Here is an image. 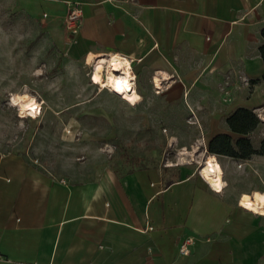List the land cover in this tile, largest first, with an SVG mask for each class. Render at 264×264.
<instances>
[{
	"label": "crops",
	"instance_id": "0c3cea01",
	"mask_svg": "<svg viewBox=\"0 0 264 264\" xmlns=\"http://www.w3.org/2000/svg\"><path fill=\"white\" fill-rule=\"evenodd\" d=\"M17 1L54 40L65 71L54 85L79 75L92 86L88 68L119 55L131 63L137 97H189L196 110H220L223 97H264V0ZM75 8L82 23L71 34L64 17ZM4 66L0 85L12 78ZM219 110L196 113L206 151L218 134L238 136ZM189 145L164 165L69 177L0 144V264H264V206L252 202L264 193L259 176L256 186L236 187L223 167L219 189ZM214 154L222 166L256 160L263 171L264 154ZM185 238L190 254L179 249Z\"/></svg>",
	"mask_w": 264,
	"mask_h": 264
},
{
	"label": "rangeland",
	"instance_id": "374dc122",
	"mask_svg": "<svg viewBox=\"0 0 264 264\" xmlns=\"http://www.w3.org/2000/svg\"><path fill=\"white\" fill-rule=\"evenodd\" d=\"M32 13L33 9L17 0H0V71L6 65L12 75L7 84L0 85V144L5 149L25 153L55 174L82 177L109 166L126 170L145 164L164 165L179 156L182 144L189 143L192 148L203 143L205 123L198 120L197 110L214 115L219 110H210L207 104L196 110L189 97L140 96L137 104H130L92 80L95 65L88 68L92 86L80 85L78 74L75 79L66 77L62 84H52V79L65 71L57 63L52 36ZM105 65L102 74L106 76L109 66ZM16 93L34 96L41 106L23 116L11 103ZM245 99L252 100V106L237 105ZM223 100L225 105L219 110L222 121L239 107L257 113L260 122L250 137L259 150L263 149L264 97ZM199 145L198 152L189 155L198 159L197 166L211 154L204 144ZM259 163L254 160L242 166L228 162L222 167L236 187L256 186L259 176L264 188V166L259 173ZM252 202L261 210L264 193L254 191Z\"/></svg>",
	"mask_w": 264,
	"mask_h": 264
},
{
	"label": "bare ground",
	"instance_id": "6f19581e",
	"mask_svg": "<svg viewBox=\"0 0 264 264\" xmlns=\"http://www.w3.org/2000/svg\"><path fill=\"white\" fill-rule=\"evenodd\" d=\"M108 64V72L102 74L105 64ZM95 70L92 80L101 87H106L110 91L120 95L130 104L137 103V90L134 85V75L132 73L131 63L128 59L114 55L110 59L99 58L95 62ZM11 103L18 106L23 116L38 109L41 105L39 101L28 93H20L12 96ZM202 173L219 189L223 188V167L215 154L206 157L201 165ZM261 197L258 196L257 199Z\"/></svg>",
	"mask_w": 264,
	"mask_h": 264
},
{
	"label": "trees",
	"instance_id": "16d2710c",
	"mask_svg": "<svg viewBox=\"0 0 264 264\" xmlns=\"http://www.w3.org/2000/svg\"><path fill=\"white\" fill-rule=\"evenodd\" d=\"M262 35L264 37V28L262 29ZM260 52L264 58V42L260 46ZM227 122L232 131L237 133L238 136L234 137L230 133H221L214 136L209 142V152L212 154H227L236 158H249L255 153L264 154V148L259 150L250 137V133L257 128L260 122L254 110L239 107L227 117Z\"/></svg>",
	"mask_w": 264,
	"mask_h": 264
},
{
	"label": "built area",
	"instance_id": "2783aa9c",
	"mask_svg": "<svg viewBox=\"0 0 264 264\" xmlns=\"http://www.w3.org/2000/svg\"><path fill=\"white\" fill-rule=\"evenodd\" d=\"M82 16H83V10L82 8H75L71 10L66 18H65V23L66 27L69 33L71 34H76L79 31V28L82 23ZM191 239L185 238L181 243H180V252L184 254H190L191 253ZM1 257V254H0Z\"/></svg>",
	"mask_w": 264,
	"mask_h": 264
}]
</instances>
